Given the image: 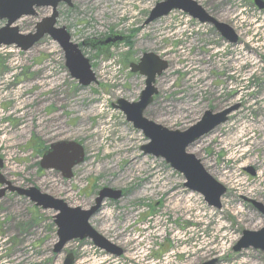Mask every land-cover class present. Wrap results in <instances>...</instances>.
I'll return each mask as SVG.
<instances>
[{"label":"rangeland","instance_id":"374dc122","mask_svg":"<svg viewBox=\"0 0 264 264\" xmlns=\"http://www.w3.org/2000/svg\"><path fill=\"white\" fill-rule=\"evenodd\" d=\"M162 1L71 0L72 8L58 7L56 26L79 45L95 76L88 87L70 78L49 37L26 52L0 48V175L13 187L35 188L82 210L102 188L121 191L89 225L123 251L115 258L85 240L54 255L55 214L7 192L0 199V264H63L68 254L74 264H264L260 251L232 252L243 231L264 228V215L247 202L264 207V0L261 10L253 0H192L229 26L236 44L178 11L144 25ZM35 13L16 22L21 34L32 33L50 9ZM111 38L123 39L102 44ZM144 53L167 63L143 113L155 125L183 132L205 111L237 106L186 149L225 187L219 210L183 188L182 177L163 160L143 155L148 140L112 108L119 99L137 102L144 78L129 65ZM240 53L248 61L239 69ZM241 126L247 131L235 141ZM61 141L77 143L84 153L69 180L39 167L48 146Z\"/></svg>","mask_w":264,"mask_h":264},{"label":"water","instance_id":"95a60500","mask_svg":"<svg viewBox=\"0 0 264 264\" xmlns=\"http://www.w3.org/2000/svg\"><path fill=\"white\" fill-rule=\"evenodd\" d=\"M72 8L71 0H0V48L13 46L22 52L28 51L42 38L49 37L55 42L63 53L64 66L71 79L79 86L87 87L95 83V76L91 71L89 61L83 56L78 45L71 42L65 28L56 27L58 17L57 8L61 5ZM254 5L261 10V0H254ZM48 8L50 15L43 18L34 26L32 33L23 35L15 26L22 17H35L36 9ZM172 11H179L201 25H210L229 44L237 42V36L226 24L220 23L206 13V11L192 0H163L157 3L148 14L144 25L166 17ZM114 38L112 42L121 41ZM167 69V63L151 53L142 54L138 63L130 64L132 74L144 77V89L141 91L137 102L129 103L119 99L112 108L120 111L126 122L141 131L148 143L140 148L143 155H150L164 161L166 165L182 176L184 188L189 192L199 194L208 207L219 210L220 199L226 189L213 179L203 168L200 161L188 154L186 149L200 138L213 131L216 127L227 121V116L237 109V106L225 109L218 113L205 111L201 119L186 131H169L143 117L144 111L152 103V98L157 94L154 87L155 79ZM84 153L80 145L72 141H62L50 144L48 150L42 155L39 167L43 170L59 172L63 179L72 177V169L83 163ZM2 167L0 161V168ZM244 172L253 176L251 168ZM0 199L6 192L16 193L27 198L35 207L42 211H52L53 224L56 227V242L52 253L58 255L64 246L74 240H89L94 247L106 254L119 257L123 251L98 234L90 225L89 220L100 209L105 200L117 201L122 194L119 190L102 188L97 192L94 204L87 210L78 207H69L65 202L41 193L35 188L20 189L13 187L0 175ZM260 214L264 215L262 204L248 200ZM252 249L264 253V228L258 231H243L240 239L232 248L233 253ZM208 261L202 264H215ZM64 264H73V256L68 254Z\"/></svg>","mask_w":264,"mask_h":264},{"label":"bare ground","instance_id":"6f19581e","mask_svg":"<svg viewBox=\"0 0 264 264\" xmlns=\"http://www.w3.org/2000/svg\"><path fill=\"white\" fill-rule=\"evenodd\" d=\"M238 61H239V64H240V66H239V69H240L243 65L246 64V62L248 61V58L246 57L245 54L240 53V56L238 57ZM253 65L255 66V65H256V62H254ZM19 94H20V93H19ZM25 103H26L25 100L21 102V104H23V105H24ZM247 127H249L248 130H251V131H253V130H255V129L257 128V127L255 128V127L252 126V125H249V126H247ZM245 128H246L245 126H241L240 131L238 132L239 135L235 138V141L238 140V138H240V137H242V136L245 135V132L247 131V130H245ZM240 134H241V136H240ZM175 206H176V205H175Z\"/></svg>","mask_w":264,"mask_h":264},{"label":"flooded vegetation","instance_id":"af4514ba","mask_svg":"<svg viewBox=\"0 0 264 264\" xmlns=\"http://www.w3.org/2000/svg\"><path fill=\"white\" fill-rule=\"evenodd\" d=\"M113 40H114V38L107 39V40L104 41L102 44L105 45V46L113 45L114 43H116V42H112ZM73 264H74V257H73Z\"/></svg>","mask_w":264,"mask_h":264}]
</instances>
